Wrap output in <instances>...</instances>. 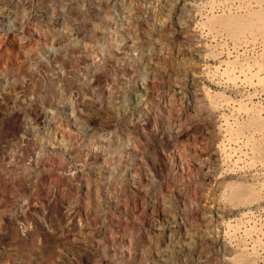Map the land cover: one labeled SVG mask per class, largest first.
I'll list each match as a JSON object with an SVG mask.
<instances>
[{"label":"rangeland","instance_id":"rangeland-1","mask_svg":"<svg viewBox=\"0 0 264 264\" xmlns=\"http://www.w3.org/2000/svg\"><path fill=\"white\" fill-rule=\"evenodd\" d=\"M144 6L124 29L145 67L143 88L134 85L118 108L88 93L72 113L106 129L96 135L105 149L125 145L129 171L98 175L117 202L68 206L66 217L45 206L25 234L0 223V264H264V86L237 81L240 69L264 66V0ZM96 13L86 22L108 16ZM79 14L73 4L70 16ZM20 118L0 99V134L19 132Z\"/></svg>","mask_w":264,"mask_h":264},{"label":"built area","instance_id":"built-area-1","mask_svg":"<svg viewBox=\"0 0 264 264\" xmlns=\"http://www.w3.org/2000/svg\"><path fill=\"white\" fill-rule=\"evenodd\" d=\"M146 1L8 0L0 6V99L21 116L19 132L0 134V223H19L25 234L27 222L47 215L45 206H62L66 217L68 206L117 202L98 175L129 171L125 145L105 149L96 135L106 129L79 124L72 113L88 93L105 94L107 105L118 108L134 85L143 88L145 67L124 29L135 25ZM98 11L108 14L102 23L86 22L89 14L100 19ZM117 157L125 159L109 167L102 160Z\"/></svg>","mask_w":264,"mask_h":264},{"label":"bare ground","instance_id":"bare-ground-1","mask_svg":"<svg viewBox=\"0 0 264 264\" xmlns=\"http://www.w3.org/2000/svg\"><path fill=\"white\" fill-rule=\"evenodd\" d=\"M249 40V39H248ZM247 41V40H246ZM248 42V41H247ZM236 50V49H235ZM247 66V65H246ZM248 67V68H247ZM246 67V69H240V71L238 72V75H237V78H238V80L237 81H239V83H240V81H249L252 85H255V86H261V87H263L264 86V66L263 65H259V64H257V65H254V66H247ZM227 69V68H226ZM225 69V70H226ZM236 70V69H235ZM223 72V71H222ZM226 72V71H225ZM237 72V71H236ZM235 72V73H236ZM233 73H234V71H233ZM220 75H221V73H220ZM231 75V74H230ZM225 76V75H224ZM236 76V75H235ZM142 83H144V78H141V79H139ZM235 80H236V78H235ZM238 83V84H239ZM247 83V82H246ZM242 85V84H241ZM244 86V85H243ZM256 88V87H255ZM136 98V97H135ZM251 98V97H250ZM138 103H139V101H138ZM137 103V104H138ZM230 145V144H229ZM224 146V145H223ZM233 149H235L234 148V146L232 147ZM229 150H231V148L229 147ZM236 151H237V149H236ZM240 151V150H239ZM238 151V152H239ZM229 151H227V154L226 155H229L230 153H228ZM233 152V151H232ZM235 153V152H234ZM233 153V154H234ZM225 153H223V155H224ZM239 154V153H238ZM237 154V155H238ZM232 155V154H231ZM244 155H245V152H244ZM234 156V155H233ZM246 156V155H245ZM244 156V157H245ZM228 157H230V156H228ZM239 158V157H238ZM229 159V158H228ZM249 209V208H248ZM247 216V215H246ZM252 216V215H251ZM247 221V220H246ZM250 221V220H249ZM248 223V222H247ZM230 225V224H229ZM227 229H228V227H227ZM245 229V228H244ZM252 229V228H251ZM251 229H249V230H251ZM257 229V228H256ZM242 230H243V228H242ZM228 231V230H227ZM244 232V231H243ZM247 232V231H246ZM252 232V231H251ZM212 233V232H211ZM210 234V233H209ZM224 234V233H223ZM248 234V233H247ZM254 233L252 232V235H253ZM213 235H214V233H213ZM208 236V235H207ZM225 236V235H224ZM223 236V237H224ZM211 237V236H210ZM250 238V237H249ZM263 238V237H262ZM213 239L218 243V244H220L222 247L225 245V243L228 241H226L225 243H224V240L220 237V236H218V234H216V236H214L213 237ZM203 240V239H202ZM255 242V241H254ZM261 242V241H260ZM233 243V242H232ZM214 244V243H213ZM229 244V243H228ZM231 245V244H230ZM230 245H228V246H230ZM258 245V244H257ZM217 246V245H216ZM225 248H226V246H224L223 247V249L225 250ZM229 250H230V248H229ZM228 250V251H229ZM227 251V250H226ZM223 253V252H222ZM124 255V254H123ZM122 254H121V257L123 256ZM225 255V254H224ZM120 257V258H121ZM221 257V256H220ZM223 257V256H222ZM224 258H226V257H224ZM123 259V258H122ZM226 260H227V258H226ZM226 262V261H225ZM221 263H222V260H221ZM224 263V262H223ZM227 263V262H226Z\"/></svg>","mask_w":264,"mask_h":264}]
</instances>
